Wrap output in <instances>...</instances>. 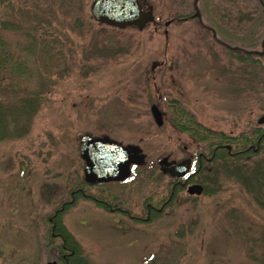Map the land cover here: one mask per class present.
Here are the masks:
<instances>
[{"label":"rangeland","instance_id":"rangeland-1","mask_svg":"<svg viewBox=\"0 0 264 264\" xmlns=\"http://www.w3.org/2000/svg\"><path fill=\"white\" fill-rule=\"evenodd\" d=\"M141 1L152 13L140 30L97 24L91 0L75 14L47 3L24 8L43 11L52 37L48 53L31 58L35 77L0 87V98L44 92L18 121L27 131L0 139V264H264V199L242 179L251 177L252 163L239 175L228 157L227 166L211 163L215 140L198 142L174 126L233 137L260 125L262 7L257 0ZM5 13L0 5V19ZM20 34L0 30L11 46ZM152 104L163 114L160 126ZM85 134L138 145L143 165L125 183L86 182L79 151ZM199 153L212 176L205 192L189 196L158 162H194ZM259 159L264 151L250 160ZM75 187L108 208L79 194L60 209Z\"/></svg>","mask_w":264,"mask_h":264},{"label":"trees","instance_id":"trees-1","mask_svg":"<svg viewBox=\"0 0 264 264\" xmlns=\"http://www.w3.org/2000/svg\"><path fill=\"white\" fill-rule=\"evenodd\" d=\"M81 2L82 0H0V5L2 7L4 6L8 18L9 15H11L10 19H5V17L1 18L2 20L0 19V30L21 31L20 36L23 39L21 42L15 43L11 46L10 43L6 42L5 38L4 40L0 38V87L6 85V81H10L11 79L18 80L35 77L36 71L34 70V67L32 65L31 58L35 57L36 55L38 56V54L39 57H43L48 53V45L46 44L45 40L47 36L52 37L51 33H49L48 35L46 33L47 29L50 30V22L47 21L48 19H45L43 11L34 10L32 12L24 8L32 5L37 6V3H47L50 6L55 4L57 5V7L63 8L68 11V13L72 12L73 14H75L76 10L80 11L79 6L81 5ZM257 2L261 5L262 11L264 13V0H257ZM37 16H39V18H37ZM28 24L29 26L31 24H34V27L28 28L29 26H26ZM25 29H27L29 32H25ZM54 36H56V34ZM262 44V51L259 54L264 52V41ZM42 80L44 79L42 78ZM42 86L43 85H41V87ZM9 87L11 86L9 85ZM37 90L31 92L29 94V97L25 98L24 100H22L20 96H17L16 98H12L10 96L0 98V139H4L7 133L8 135H12L13 133H24L27 131L26 123L23 125H19L18 121H26L29 117V114L36 110L35 105L38 104V101L42 99L41 96L44 94L42 90ZM176 114H178L177 117L175 116L176 119L181 118L179 120L181 121L182 117L181 115H179L180 113L177 112ZM174 126L179 128V130H188V132H190V134L192 133V135L198 142H204L209 139L215 140L214 145L211 146V150L209 151L211 163H215L216 160H223L228 157L229 159H231L229 168H234L236 173L239 175L242 173L241 167L245 166L247 162H251L254 167L251 177L245 180L241 175L239 179L241 182L243 179V186L250 189L251 192L253 191V189H255L254 194L256 195V198L261 196L264 199V160H250L251 157L258 155L259 153H262L264 151V129H259L258 126H256L251 129L250 134L247 133V137H243L242 135L230 137L222 133H214L212 132V130L200 126H182L180 122L175 123V121ZM18 127H20L19 130ZM9 129L11 130V132H8ZM227 143L233 144L236 148L233 150L231 149L230 151L227 150L222 146L223 144ZM248 144H252L256 149L253 150V148L248 147ZM225 160L222 161L223 166H227V162L225 164ZM203 163L204 162H202L201 165H203ZM199 172H201L205 176L206 180L208 178V181H210V176H212L211 172H209L208 170L207 172H204L203 169H200ZM83 192V189L75 187L69 192V200L62 203L59 208L64 209L68 205H71L72 201L79 194L87 197V199L95 202L97 205L101 206L104 209L108 208L109 205L105 202L103 203L100 200H96L92 196L85 195ZM167 201V203H170L169 201L171 200ZM124 213L129 215L128 212ZM53 227V229H56L57 226L55 225ZM60 238H63V236H61ZM51 239L52 237L49 238V241ZM61 245L62 246L60 248H66L68 252L67 255L69 257L72 256L73 251L68 250L66 242L63 241ZM61 249L59 252H61ZM65 264L77 263L76 261L67 258V260L65 259Z\"/></svg>","mask_w":264,"mask_h":264},{"label":"water","instance_id":"water-1","mask_svg":"<svg viewBox=\"0 0 264 264\" xmlns=\"http://www.w3.org/2000/svg\"><path fill=\"white\" fill-rule=\"evenodd\" d=\"M90 14L97 23L117 28L134 26L141 29L151 19V10H146L140 0H91ZM150 112L156 125H162V115L157 105L152 104ZM258 123H264V116L258 119ZM80 155L86 161L84 173L94 175L97 179L107 175L103 180L109 179L110 171L116 169L120 172L114 179L126 178L130 164L139 165L144 161V155L136 145L123 146L107 137L91 138L88 135L80 136ZM164 164L165 166L160 168L162 173L178 177H181L189 167L187 160L173 165L171 163L172 166L168 168L170 164L165 162ZM187 191L189 194H199L200 186H190Z\"/></svg>","mask_w":264,"mask_h":264},{"label":"flooded vegetation","instance_id":"flooded-vegetation-1","mask_svg":"<svg viewBox=\"0 0 264 264\" xmlns=\"http://www.w3.org/2000/svg\"><path fill=\"white\" fill-rule=\"evenodd\" d=\"M258 128L259 129H264V125H258ZM247 133L248 132H246V133H242L241 135L244 137V136H246L247 137ZM102 137H104V136H102ZM233 137H236V136H233ZM224 148H226L227 150H228V146H230L229 144H223L222 145ZM231 148H232V146H230ZM248 147H251V148H253V150L254 149H256L252 144H248ZM231 148H229V151L231 150ZM247 149V148H246ZM203 155H201V153H199V155H198V158L194 161V162H192V159H193V157H190V158H184L183 160H189L190 161V163H191V165H190V167L188 168V170L181 176V177H178V176H176V175H172V176H170V175H168V176H170V178H172V181L174 182L173 183V186H179L180 188L181 187H183V190H185V192L187 193V195H189V196H192V195H194V194H189L188 193V187H190V186H193V185H198V186H200V191H201V193L202 192H205V190H206V187H207V180H208V178H207V180H206V178H205V176L201 173V172H199V170L200 169H203L204 170V172H207V169H204L203 168V165H201L202 164V160H203ZM161 159H164V157L163 158H161ZM182 160V161H183ZM209 160H210V158H209ZM165 163H171L173 160H168V158H167V160L165 161V160H163ZM84 162H85V166H86V161L84 160ZM164 162H162L163 164H162V166L164 167L165 166V164H164ZM175 163H177V162H175ZM134 166L133 165H129V167H128V170H127V177L126 178H121V179H119V180H116V179H114V178H117L118 177V175H119V172H120V170H118V169H116V170H112V171H110L111 173H110V175H109V179H107V180H103L105 177H107V175H102L101 177H100V179H97V178H95L94 177V175H87V174H85L84 173V177H85V179H87L88 181V183H92V182H96L95 184H106V183H125V182H128L129 181V179L131 178V174H132V171H133V168ZM168 167H170V165L169 166H167V168ZM84 170H85V167H84ZM206 170V171H205ZM210 172V171H209ZM202 174V175H201ZM89 176V177H88ZM204 176V177H203ZM93 179H92V178ZM202 177L204 178V181L202 182ZM172 193L173 192H171L170 194H169V196H168V200H170V196H172ZM102 202V201H101ZM104 203V202H103ZM109 205V204H108ZM110 210H113V209H110ZM53 219H51V218H49V222L51 223V226L53 227V226H55V224H54V221H52ZM54 228V227H53ZM54 235V234H53ZM58 235V234H57ZM55 236V235H54ZM62 257H63V255H62Z\"/></svg>","mask_w":264,"mask_h":264}]
</instances>
